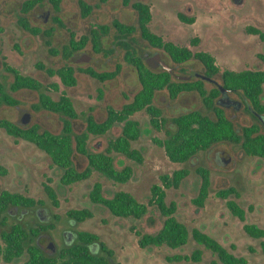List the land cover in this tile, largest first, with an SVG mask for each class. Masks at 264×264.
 I'll return each instance as SVG.
<instances>
[{
  "label": "rangeland",
  "instance_id": "1",
  "mask_svg": "<svg viewBox=\"0 0 264 264\" xmlns=\"http://www.w3.org/2000/svg\"><path fill=\"white\" fill-rule=\"evenodd\" d=\"M23 1L0 0V82L7 88L12 80L11 74L3 68L5 62L23 75L33 76L44 84H58L59 91L67 93L77 113V119L72 121L75 134L84 130L88 114L102 121L107 105L120 108L139 90L135 69L126 65L122 59V42L134 47L153 71H168L174 81L199 79L207 89L218 88L220 94L215 99V105L224 109L226 117L239 134L242 127L252 124L260 126L264 132V114L253 111L240 92L223 90L219 75L206 77L200 62L188 60L175 64L163 50L153 48L142 40L138 31L126 38L118 37L111 25L112 21L132 25L136 23L135 12L129 6H122L120 0H109L105 4H100L98 0H82L94 6L87 17H81L78 0H62L59 12H55L49 1L44 0L25 14L20 10ZM132 1L150 4L152 19L149 29L164 41L187 47L192 52L209 53L220 71L248 69L264 72V63L259 57H264V41L247 31L248 27H253L264 32V0ZM178 14L194 18V22L189 24L180 21ZM55 16L62 20L65 28L54 21ZM20 17L27 18L41 33L32 35L23 30L17 23ZM99 25L109 27L108 34L100 40L99 52H93L88 43L84 49L70 56L64 57L61 54L62 47L68 43L69 34L66 29L73 31L78 39L87 34L91 27ZM49 31L52 34L49 37L51 47L59 51L55 56L48 53L45 45L48 39L45 32ZM195 38L198 44L192 45L191 40ZM37 62L53 69L64 64L74 68L91 67L99 72L114 70L116 64L121 69L115 78L104 82L76 71V85L66 87L58 77H47L37 69ZM47 93L53 99L58 96V93ZM37 94L26 89L12 93L19 104L0 107V118L23 126L37 123L43 129L59 133L62 125L60 115L32 109V105L37 103ZM233 101L238 104L237 108L230 103ZM261 102L264 103V95L261 96ZM154 104L162 110L169 130L175 129L170 121L172 116L191 110L213 117L210 111L203 108L195 92L182 93L172 100L166 91H159ZM131 119L140 123L139 138L131 146L141 153L142 162L138 164L112 153L117 170L125 166L133 169L126 183L113 182L93 171L88 179L65 186L60 182L62 170L44 152L0 130V165L7 170L4 176H0V192L6 190L19 193L42 202L41 206L32 208L11 206L6 209L2 215L4 225L0 224V232L7 231L14 223L26 230L40 224H52L51 230L40 233L31 241L49 257H56L63 247L77 243L78 233L86 231L99 238L89 246L91 253L105 255L100 249V243L112 251V256L108 257L109 264H223L216 254L193 241L191 232L197 229L216 240L228 253L243 259L244 264H264V253L260 245L264 237L252 238L243 231L244 224H253L264 230V159L246 155L240 144L221 142L197 153L185 163H172L152 141L153 138L163 139L164 132L154 130L149 124L148 115L143 111L135 113ZM121 128L122 124H117L103 136L90 135L88 151H103L107 142L121 133ZM72 159L77 170L87 165L82 155L74 153ZM197 167L209 170L210 187L203 207H197L191 201L197 195L200 183L195 173ZM179 169H186L188 176L178 188L165 189V202L176 204L174 217L186 227L187 242L175 249L166 245L140 248L138 240L141 236H137L136 232L140 235L155 234L164 220L156 207L147 205L150 187L160 185V176L171 175ZM95 182L101 184L105 198H111L118 191L128 192L137 202L147 205V212L140 219L114 217L105 207L89 200V192ZM44 185L54 190L57 206L51 203ZM229 187L238 192V197L230 196L228 199L235 201L244 210V221L233 216L226 207V200L216 194L218 190ZM73 209H88L93 216L76 222L67 216V211ZM196 250L200 251L198 260L192 259ZM175 257L183 259L176 260ZM25 259L26 255L23 254L5 263L0 257V264H24Z\"/></svg>",
  "mask_w": 264,
  "mask_h": 264
},
{
  "label": "trees",
  "instance_id": "2",
  "mask_svg": "<svg viewBox=\"0 0 264 264\" xmlns=\"http://www.w3.org/2000/svg\"><path fill=\"white\" fill-rule=\"evenodd\" d=\"M44 0H24L21 5V13L25 14L34 7L41 4ZM55 12H59V6L62 0H48ZM109 0H98L100 4H105ZM122 6L130 7L136 14L135 24H124L118 20L112 21L111 25L116 35L126 38L139 32L140 37L149 46L163 50L170 60L175 64H181L188 60H196L201 63L204 74L208 78L216 75L220 76L221 88L228 92H240L249 102L253 111L264 114V103L261 102V96L264 95V72L244 69L241 71L222 70L220 71L215 64V59L207 52H192L187 47L178 46L172 42L164 41L162 37L149 29L152 19L150 4L142 1L120 0ZM78 6L81 17H87L94 6L78 0ZM180 21L193 23L194 18H186L178 14ZM54 21L61 27L64 23L59 17H54ZM18 25L26 32L32 35H38L41 31L30 24L25 17L17 20ZM69 38L67 45L62 47L61 54L64 57L70 56L73 52L81 51L90 43L92 51L97 53L100 49V40L108 34L109 27L99 25L96 28H90L87 34L81 35L76 39V34L66 29ZM247 31L255 34L260 40L264 41V32L248 27ZM48 39L45 41L47 51L50 55H58V50L51 47L49 37L51 31L45 32ZM192 45L198 44V40L192 39ZM123 49L122 59L124 63L135 69L140 84L139 90L132 96L131 100L123 104L120 108L111 105L105 107V117L102 121H97L93 114L85 117V127L80 133L73 132L72 121L77 119V113L73 107L71 99L65 91H59V86L55 82L42 83L33 76L23 75L15 67L3 62L4 70L11 74L12 80L6 88L0 82V107L16 106L18 100L12 96L19 90H30L37 92V103L32 105L33 110H45L62 117V125L59 133H53L41 128L37 123L29 126L19 125L7 119L0 118V130L14 139H22L33 144L37 149L44 152L52 163L62 170L60 182L68 186L88 179L93 171L103 174L108 179L116 183H126L133 174L131 166L117 170L114 167L112 153L122 155L127 159L140 164L142 155L132 148L131 143L136 141L140 135V123L131 117L137 112H145L149 117V124L158 132L163 131L165 136L153 138V143L161 148L166 158L172 163H185L191 157L199 152L208 150L211 146L229 142L240 144L241 148L248 156H255L264 159V132L261 127L255 124L242 127L239 134L232 122L226 117L224 109L215 105V99L219 96L218 88L207 89L204 83L199 79L191 81H174L168 71L151 70L137 54L134 47L127 42L120 43ZM264 63V57L259 56ZM35 67L43 71L47 77H58L60 82L66 87L76 85L77 79L75 72H81L89 77L104 82L115 78L120 72L121 66L116 64L115 69L111 71L99 72L91 67L74 68L64 64L55 69L37 62ZM159 91H166L170 99H176L180 94L186 92H195L200 97L202 106L210 111L213 117H210L200 111L191 110L171 117V123L175 126L174 130L166 128L167 120L162 110L154 104V98ZM47 92L58 93L56 99H53ZM122 124L121 133L114 139L109 140L105 149L101 152H89L88 140L90 135L103 136L113 126ZM74 153L82 155L87 160V165L82 170H77L73 165ZM7 173L5 167L0 165V176ZM195 173L200 179L197 195L191 200L197 207H203L209 193L210 178L209 170L204 167H197ZM188 176L186 169L175 170L171 175H162L159 177L160 185L154 184L150 187V197L147 205L154 206L164 218L162 227L155 234L140 235L138 246L145 248L148 246L166 245L175 249L186 244L188 231L184 224L180 223L174 217L176 204L165 202V189L178 188L180 183ZM44 191L50 199L53 206H57L56 194L49 186L44 185ZM217 196L226 200V207L229 212L240 221H244V210L230 196L238 197V192L232 188L220 189L216 192ZM91 203L105 207L114 217L127 218L132 217L140 219L147 212V205L141 204L128 192L118 191L111 198H105L102 195V186L95 182L89 192ZM42 202L19 193H11L6 190L0 192V224L4 225L2 215L9 207L32 208L41 206ZM67 216L76 222H82L85 219L92 218V212L88 209L69 210ZM53 228L52 224H40L24 229L20 224H12L7 231L0 232V257L5 263L26 255L24 264H109L108 257L112 256V251L103 243H100V249L105 255H95L91 253L89 246L98 241V236L90 232H79L78 242L63 247L59 250L56 257L45 255L41 249L31 244L32 238L37 237L42 232ZM243 231L252 238L264 237V230L253 225L244 224ZM193 241L204 246L216 254L218 260L223 264H244L245 261L228 253L216 240L207 234L193 229L191 232ZM261 248L264 253V241L261 242ZM200 251L196 250L192 259L198 260ZM176 260L183 258L175 257ZM186 259V257H184Z\"/></svg>",
  "mask_w": 264,
  "mask_h": 264
},
{
  "label": "water",
  "instance_id": "3",
  "mask_svg": "<svg viewBox=\"0 0 264 264\" xmlns=\"http://www.w3.org/2000/svg\"><path fill=\"white\" fill-rule=\"evenodd\" d=\"M236 2V0H234ZM232 105H234L236 108L238 107V104L236 102H230ZM263 128H264V124H263Z\"/></svg>",
  "mask_w": 264,
  "mask_h": 264
}]
</instances>
